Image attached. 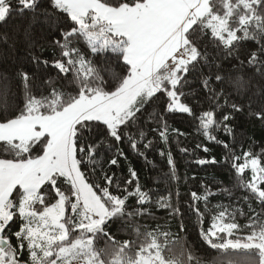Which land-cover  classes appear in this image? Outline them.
Instances as JSON below:
<instances>
[{
  "label": "snow or ice",
  "instance_id": "1",
  "mask_svg": "<svg viewBox=\"0 0 264 264\" xmlns=\"http://www.w3.org/2000/svg\"><path fill=\"white\" fill-rule=\"evenodd\" d=\"M13 14L28 16L25 50L37 67L51 64L56 80L21 70L22 97L13 95L8 77L0 80V264H264V214L253 212L241 225L238 210L209 207L217 193L208 185L202 193L191 191L188 207L212 255L187 239L178 190L175 203L171 191L156 201L180 220L173 232L167 221L146 222L155 219L145 207L151 197L135 169L129 167L125 180L109 175L127 159L121 145L138 156H144L141 144L153 147L145 125L156 123L151 131L167 145L165 114L185 113L198 122V133L223 147L234 186L249 193L245 200L264 207V147L241 146L237 153L232 124L245 110L264 122V0H0V23ZM37 21L57 37L51 44L59 54L51 61L36 54L46 39L34 37ZM245 41L257 46L246 61L238 48ZM229 57L238 61L234 68L247 63L255 72L225 76L220 61ZM194 83L209 102L198 115L195 105L203 102L195 99L200 89ZM189 97L192 104L185 102ZM157 100L163 111L147 112ZM167 163L166 177L178 181L170 150ZM113 224L127 238H118Z\"/></svg>",
  "mask_w": 264,
  "mask_h": 264
},
{
  "label": "trees",
  "instance_id": "2",
  "mask_svg": "<svg viewBox=\"0 0 264 264\" xmlns=\"http://www.w3.org/2000/svg\"><path fill=\"white\" fill-rule=\"evenodd\" d=\"M28 24L27 15L13 14L7 23H0V80L6 76L11 81L13 95L19 94L22 97V84L20 83L17 73L21 70L28 71L29 73H36L43 79L51 77L56 80V70L51 67V64L47 68L43 65L37 67L35 63L31 61V58L25 50L23 42L22 32L25 26ZM17 32L20 35L17 36V40L14 43L12 36ZM32 32L34 37H46L41 48L36 50V54L40 55L42 59H51L54 55L59 54L58 49H54L51 41L56 39V35L49 32L46 26L37 21L32 25ZM4 35L9 37L7 43L4 42ZM82 49L86 50L85 45H80ZM256 44L252 41L241 42L238 45L240 59L245 60L251 51L256 49ZM221 73L228 76L229 73L242 71L247 75H252L255 69L249 68L245 63L243 69L239 67L234 68V65H238V61L234 57H229L220 61ZM207 71V69H205ZM215 71V68L213 69ZM214 86L219 90V85ZM192 88L200 89L198 83H194ZM188 91L189 89H185ZM205 93L202 89L199 90L197 101L203 102L195 105L197 115L201 111V106L206 110L209 107V102L204 100ZM186 103L192 104L193 98L189 97ZM223 103V101H221ZM156 108L157 111H163V103L160 100L154 102L153 105L147 107V112L153 111ZM165 118L169 125V143L165 145L160 141L159 135L156 132H152L151 129L157 127L156 123H148L145 125V130L148 132V138L153 139L155 143L153 147L145 150L143 144L140 145V150L144 152V156H138L135 154L128 144H123L127 159H120L119 166H112L109 175L113 172L121 180L129 178V167L136 170L139 176V181L145 191H149L151 197V204L145 205L154 216L153 219H148L146 222L155 226L156 222L165 224L167 221L171 225V231L176 232L180 223L179 219H172L168 216V212L165 209L157 208L156 201L161 196H167L168 192L173 193V203L176 202L175 192L178 190L180 193L179 203L181 211L184 214V223L188 229L185 234L187 239L196 245L198 249H208V246L199 239L200 226L196 224L195 215L190 211L188 207V201H190V192L197 191L203 192L202 185H208L209 188L217 194L209 197V207L214 208L215 205H224L229 208V211L238 210L236 213V221L244 225L248 222V216L253 212L264 214V207L259 205L254 198L245 200L249 193L243 188L235 187L236 179L234 171L231 169L230 162L224 163L223 157L225 150L222 146L207 141L202 134L197 132L198 122L188 114L185 113H166ZM232 124L236 131L237 147L236 151H241V146L244 150L253 148L255 151H259L261 147H264V122L256 119L254 116H250L248 111L245 110L242 113H237ZM172 129L178 130V132H172ZM178 133H184L179 135ZM222 140L230 141V138L225 136L223 132L217 134ZM202 147L198 148L197 145ZM203 147L209 148L208 152L203 151ZM181 148L188 149L187 152H181ZM163 150L165 155L161 156L160 151ZM171 151L173 159L175 161L176 173L179 177L178 181H172L170 177H166L165 174L169 173V166L167 163V153ZM215 157L218 163L216 164H197L198 159H211ZM111 156L108 155L107 159ZM105 167L107 163L105 161ZM160 179L157 180L156 178ZM134 186V185H133ZM226 187L231 189L230 193L217 192L218 188ZM200 208L203 210L204 204L200 203ZM240 211L244 215H240ZM211 224V215H208L205 219L203 227L207 229ZM19 221L13 224L10 231H16L18 229ZM111 231L118 235V238H127L121 233L118 224L110 226ZM240 235V233H237ZM13 243L15 239L13 238ZM208 252L215 255V250L208 249Z\"/></svg>",
  "mask_w": 264,
  "mask_h": 264
}]
</instances>
